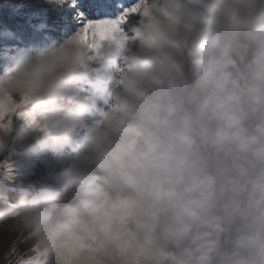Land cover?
<instances>
[{
	"label": "clouds",
	"instance_id": "clouds-1",
	"mask_svg": "<svg viewBox=\"0 0 264 264\" xmlns=\"http://www.w3.org/2000/svg\"><path fill=\"white\" fill-rule=\"evenodd\" d=\"M133 4L116 40L77 24L0 75V156L56 165L0 195L9 264H264V0Z\"/></svg>",
	"mask_w": 264,
	"mask_h": 264
},
{
	"label": "rangeland",
	"instance_id": "rangeland-1",
	"mask_svg": "<svg viewBox=\"0 0 264 264\" xmlns=\"http://www.w3.org/2000/svg\"><path fill=\"white\" fill-rule=\"evenodd\" d=\"M118 2L127 6L133 0ZM116 3L117 0H76L69 7L67 0L62 4L55 0H0V75L24 50L50 47L74 31L78 26L74 18L77 9L87 18L94 19L115 14L119 10ZM13 123L16 127L19 122L14 120ZM21 151L16 143L0 156V159L7 157L16 176V180H9L0 174V195H7L12 201L22 190L31 193L51 184L56 171L50 154H37L26 159L20 155ZM13 248L23 252L26 245L20 242L10 221L0 223V264H9L12 259L9 250Z\"/></svg>",
	"mask_w": 264,
	"mask_h": 264
},
{
	"label": "snow or ice",
	"instance_id": "snow-or-ice-1",
	"mask_svg": "<svg viewBox=\"0 0 264 264\" xmlns=\"http://www.w3.org/2000/svg\"><path fill=\"white\" fill-rule=\"evenodd\" d=\"M72 2L75 4L76 0ZM121 5L117 0L116 8L119 10L115 14H107L94 19L87 18L77 9L74 18L80 27L76 32V38L93 49H98L104 40H116L120 32L119 25L126 21L131 23L134 18L132 14L139 10V4H133L131 7H121ZM13 249L9 252L12 253Z\"/></svg>",
	"mask_w": 264,
	"mask_h": 264
}]
</instances>
